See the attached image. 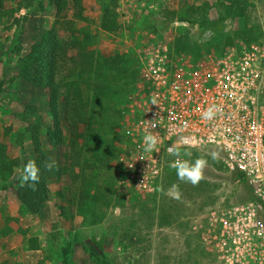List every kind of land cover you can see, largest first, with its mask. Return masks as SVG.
I'll list each match as a JSON object with an SVG mask.
<instances>
[{
    "label": "rangeland",
    "instance_id": "obj_1",
    "mask_svg": "<svg viewBox=\"0 0 264 264\" xmlns=\"http://www.w3.org/2000/svg\"><path fill=\"white\" fill-rule=\"evenodd\" d=\"M84 1L86 20L77 28L95 31V51L106 58L123 49L131 54L130 44L141 31L167 28L187 18H198L215 33L255 26L264 34V0H116L120 26L113 34L101 29L103 11L110 0ZM69 6V18H76L72 0ZM7 8L12 13L0 15V144L6 145L21 165L0 181V264H210L213 255L203 250L188 230L192 218L248 198L224 168L221 153L202 152L208 165L196 185L180 182L172 172L162 176L159 185L164 192L157 193L151 214L143 212L135 200L128 206L120 200L104 202L107 175L98 156L103 151L99 126L106 111H94L90 97L88 121L76 126L68 85L73 79L53 92L22 78L19 64L53 27L54 11L46 4L39 10L28 9L25 0H10ZM60 39L65 49L60 63L64 70L77 52L69 36L60 34ZM123 70L121 76L114 75L110 91L114 82L122 79ZM55 118L63 132V145L53 138ZM76 139L82 156L92 160L85 174L74 165ZM41 153L45 163L54 160L56 165L51 171L45 168L47 203L29 215L16 192L23 165L30 159L38 162ZM212 153L218 154L215 164ZM88 179L90 186L85 183ZM173 184H179L180 199L167 194ZM29 239H33V251Z\"/></svg>",
    "mask_w": 264,
    "mask_h": 264
},
{
    "label": "built area",
    "instance_id": "obj_2",
    "mask_svg": "<svg viewBox=\"0 0 264 264\" xmlns=\"http://www.w3.org/2000/svg\"><path fill=\"white\" fill-rule=\"evenodd\" d=\"M196 20L141 31L131 42L99 126L98 158L107 175L102 199L127 206L135 200L151 214L162 176L176 171L169 146L188 139L180 150L191 152L183 158L192 162L197 153L217 150L252 199L192 218L188 230L213 255L210 264H264V34L255 26L215 33ZM212 105L220 111L203 119ZM146 132L158 137L152 153L143 150Z\"/></svg>",
    "mask_w": 264,
    "mask_h": 264
},
{
    "label": "trees",
    "instance_id": "obj_3",
    "mask_svg": "<svg viewBox=\"0 0 264 264\" xmlns=\"http://www.w3.org/2000/svg\"><path fill=\"white\" fill-rule=\"evenodd\" d=\"M10 0H0V15L8 17L12 11L7 8ZM70 0H25L28 9H40L46 4L54 11V23L42 39L32 46L30 52L21 60L19 67L22 78L38 88H48L53 92L58 85L64 84L67 80L73 79L71 84L72 118L76 126L86 124L88 121L87 102L92 98L93 110L106 111V98L111 88L114 75L121 76L124 64L130 59L131 54L127 49L117 52L113 57L106 58L95 51L96 33L90 28L79 30L78 23L84 22L83 13L87 6L84 0H72L76 7V18H69L71 8ZM73 6L72 9H75ZM118 4L116 0H110L103 11L101 29L106 33H116L119 29ZM60 34H65L71 39V46L77 52L74 58L69 59L68 68L62 70L61 62L65 56L63 41ZM64 59V58H63ZM53 138L60 145L64 144L63 132L57 118L53 122ZM39 149V144L35 143ZM75 162L74 165L81 167L82 174L92 167V160L82 156V148L78 144V139L74 141ZM202 152L197 153L196 158ZM95 162V160L93 159ZM213 164L216 160L212 161ZM37 165L40 167V181L35 190L25 185L19 187L16 196L19 204L29 215L37 213L48 201V187L45 173V156L40 154ZM21 162L17 158L10 156L8 148L0 144V181H4L12 176L20 168ZM176 174V171L168 170ZM164 175V176H165ZM241 177L238 173H232V181H237ZM90 186V179L85 180ZM240 186L246 191L250 200L251 194L243 179L239 180ZM60 196V193L57 194ZM243 199V198H242ZM33 239H29L30 250H35L31 246Z\"/></svg>",
    "mask_w": 264,
    "mask_h": 264
},
{
    "label": "clouds",
    "instance_id": "obj_4",
    "mask_svg": "<svg viewBox=\"0 0 264 264\" xmlns=\"http://www.w3.org/2000/svg\"><path fill=\"white\" fill-rule=\"evenodd\" d=\"M151 103L152 105H157L156 97H152ZM219 111L220 110L215 105H212L203 112V119L212 120ZM157 143L158 137L155 134L151 132H146L144 134L142 138V144L143 150L145 152H154L156 150ZM189 143L190 141L188 139L181 138L180 142L168 147V154L175 157L169 166L176 170L177 178L180 182H188L196 185L203 178V172L208 165V160L203 155L198 156L194 162H192L190 159H184V156L191 157V152L186 151L182 154L180 149L182 145H188ZM211 155L213 160H217V153H212ZM55 165L56 162L54 160H49L44 164V167L51 171ZM39 181L40 167L37 165L34 159H30L23 165L21 170L20 186L24 187L27 185L28 187L35 190ZM155 190L157 192H164V189L161 185H158ZM167 194L175 199H180L181 192L179 190V184H173L171 188L168 189Z\"/></svg>",
    "mask_w": 264,
    "mask_h": 264
},
{
    "label": "crops",
    "instance_id": "obj_5",
    "mask_svg": "<svg viewBox=\"0 0 264 264\" xmlns=\"http://www.w3.org/2000/svg\"><path fill=\"white\" fill-rule=\"evenodd\" d=\"M22 208H23V207H22ZM6 219H7V221L9 222L11 218H10L9 216H7ZM7 235H8V234H7Z\"/></svg>",
    "mask_w": 264,
    "mask_h": 264
}]
</instances>
